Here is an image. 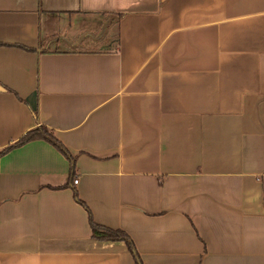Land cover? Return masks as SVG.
Here are the masks:
<instances>
[{"label":"crops","instance_id":"0c3cea01","mask_svg":"<svg viewBox=\"0 0 264 264\" xmlns=\"http://www.w3.org/2000/svg\"><path fill=\"white\" fill-rule=\"evenodd\" d=\"M38 124L68 155L0 152V264H137L90 219L141 264H264V0H0V151Z\"/></svg>","mask_w":264,"mask_h":264},{"label":"trees","instance_id":"16d2710c","mask_svg":"<svg viewBox=\"0 0 264 264\" xmlns=\"http://www.w3.org/2000/svg\"><path fill=\"white\" fill-rule=\"evenodd\" d=\"M35 138L47 139L48 141H50L54 145H56L60 150H62V152H64L66 155H68V152H67L66 148L64 147V145H62V143L54 137L53 132L50 129H48V127L44 124H38L34 128L27 130L24 134L21 135V137H19L18 140H16L11 145L2 149L0 152L5 151L6 149L10 148L11 146L21 144V143H24L28 140L35 139ZM90 226L92 229V236L96 239H99V240H118V239L124 240L128 249L130 250V252L134 256L136 263L141 264V261L138 257V253L134 247V244L125 231H123L122 229H119V228H111V227H107V226L98 224V223L94 222L92 219H90Z\"/></svg>","mask_w":264,"mask_h":264},{"label":"rangeland","instance_id":"374dc122","mask_svg":"<svg viewBox=\"0 0 264 264\" xmlns=\"http://www.w3.org/2000/svg\"><path fill=\"white\" fill-rule=\"evenodd\" d=\"M56 20H54V22H53V25L55 24V26H58V23H57V21L55 22ZM75 21H77V20H75ZM80 25H82L83 24V22L82 21H80L79 20V22H78ZM59 45H63V44H59Z\"/></svg>","mask_w":264,"mask_h":264},{"label":"built area","instance_id":"2783aa9c","mask_svg":"<svg viewBox=\"0 0 264 264\" xmlns=\"http://www.w3.org/2000/svg\"><path fill=\"white\" fill-rule=\"evenodd\" d=\"M73 181H74V182H77V179H76V178H74V179H73Z\"/></svg>","mask_w":264,"mask_h":264}]
</instances>
